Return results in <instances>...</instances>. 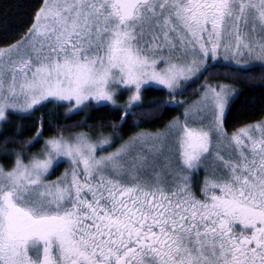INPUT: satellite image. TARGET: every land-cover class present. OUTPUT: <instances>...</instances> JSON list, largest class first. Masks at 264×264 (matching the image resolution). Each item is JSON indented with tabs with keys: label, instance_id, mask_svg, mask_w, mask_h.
Masks as SVG:
<instances>
[{
	"label": "snow or ice",
	"instance_id": "6c2138e0",
	"mask_svg": "<svg viewBox=\"0 0 264 264\" xmlns=\"http://www.w3.org/2000/svg\"><path fill=\"white\" fill-rule=\"evenodd\" d=\"M26 15L0 45V264H264V117L227 127L237 84L264 92V0Z\"/></svg>",
	"mask_w": 264,
	"mask_h": 264
},
{
	"label": "trees",
	"instance_id": "16d2710c",
	"mask_svg": "<svg viewBox=\"0 0 264 264\" xmlns=\"http://www.w3.org/2000/svg\"><path fill=\"white\" fill-rule=\"evenodd\" d=\"M34 2L35 0H0V12H2L6 7L11 13L7 21L10 31H4L3 27L0 26V45H3L6 41L11 40L12 35H14L15 32L18 30L16 28V25L20 24L21 21L27 19L26 11L29 5ZM250 75L254 76L255 79L245 81L242 84L236 85V87L238 88L245 87L254 89L252 91L245 92L244 94L245 99L248 101V106L245 107L241 105L238 110L233 113V116L229 119V122L227 124L228 128L238 126L242 121L251 122L264 117V92L260 91L258 88L255 87L261 82V72L258 70L250 73ZM162 95L163 93L160 92H149L147 93V101L160 98ZM177 114L178 113L176 112L171 113V115ZM100 117L106 119H113L112 114L108 111H101L95 113L93 118L96 119ZM60 119L63 120V117H60ZM76 119H83V117H77ZM134 119H139V117H135ZM131 133V128L126 130V135H130Z\"/></svg>",
	"mask_w": 264,
	"mask_h": 264
},
{
	"label": "rangeland",
	"instance_id": "374dc122",
	"mask_svg": "<svg viewBox=\"0 0 264 264\" xmlns=\"http://www.w3.org/2000/svg\"><path fill=\"white\" fill-rule=\"evenodd\" d=\"M62 170V169H61Z\"/></svg>",
	"mask_w": 264,
	"mask_h": 264
}]
</instances>
